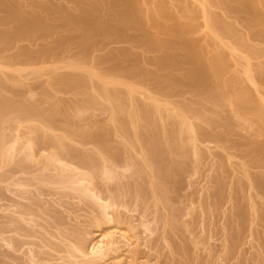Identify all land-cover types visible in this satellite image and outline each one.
<instances>
[{
    "label": "rangeland",
    "instance_id": "rangeland-1",
    "mask_svg": "<svg viewBox=\"0 0 264 264\" xmlns=\"http://www.w3.org/2000/svg\"><path fill=\"white\" fill-rule=\"evenodd\" d=\"M0 264H264V0H0Z\"/></svg>",
    "mask_w": 264,
    "mask_h": 264
}]
</instances>
